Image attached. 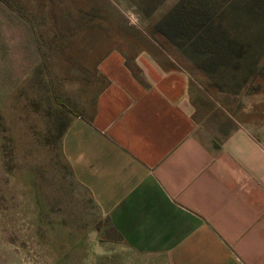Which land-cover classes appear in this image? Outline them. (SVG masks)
<instances>
[{"label": "rangeland", "instance_id": "1", "mask_svg": "<svg viewBox=\"0 0 264 264\" xmlns=\"http://www.w3.org/2000/svg\"><path fill=\"white\" fill-rule=\"evenodd\" d=\"M113 50L187 72L217 126L264 97V0H0V264L105 262L118 241L57 136L91 109Z\"/></svg>", "mask_w": 264, "mask_h": 264}, {"label": "crops", "instance_id": "2", "mask_svg": "<svg viewBox=\"0 0 264 264\" xmlns=\"http://www.w3.org/2000/svg\"><path fill=\"white\" fill-rule=\"evenodd\" d=\"M167 60L103 56L91 109L61 137L117 235L91 264H264V97L211 126Z\"/></svg>", "mask_w": 264, "mask_h": 264}, {"label": "trees", "instance_id": "3", "mask_svg": "<svg viewBox=\"0 0 264 264\" xmlns=\"http://www.w3.org/2000/svg\"><path fill=\"white\" fill-rule=\"evenodd\" d=\"M187 14H189V12L187 13ZM190 15L191 16H186V17H184L183 19H179V21L176 19V17H174V16H172V17H170L169 19L171 20L169 23L171 24V26H169L168 25V29L166 30V31H171L172 30V28H175V27H173V25L174 26H177L178 24H180V23H187V25L188 24H190V23H193L194 22V20L196 19V16L194 15V14H192V13H190ZM172 18V19H171ZM177 18H179V17H177ZM168 20V19H167ZM185 28V26H183V29ZM184 32H185V30H184ZM66 122H60V126H59V130H58V132H57V136H60L62 133H63V131L65 130V128H66Z\"/></svg>", "mask_w": 264, "mask_h": 264}]
</instances>
